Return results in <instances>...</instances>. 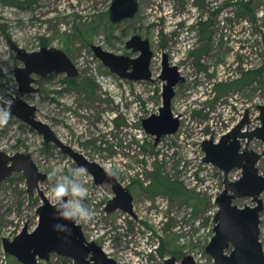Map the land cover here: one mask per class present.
<instances>
[{"label":"rangeland","instance_id":"1","mask_svg":"<svg viewBox=\"0 0 264 264\" xmlns=\"http://www.w3.org/2000/svg\"><path fill=\"white\" fill-rule=\"evenodd\" d=\"M139 11L129 19H110L112 0H0V100L22 97L37 107V119L47 123L65 143L115 172L133 195L137 216L119 209L106 210L114 197L111 184H96L85 169L80 179L88 188L85 204L95 213L81 222L86 238L97 242L118 264L182 263L187 255L197 264H215L206 247L214 235L216 197L224 189V172L205 163L202 142L227 128L225 118L250 109L253 124L258 106L264 105V0H140ZM192 22V24H191ZM134 35L148 39L154 52L153 80L121 78L99 59L92 46L119 55L137 57L127 48ZM10 41L27 51L43 47L64 50L79 70L35 74L39 92L23 93L15 76L23 63ZM164 54L185 77L175 87L172 111L180 116L177 132L157 143L143 119L159 114L163 105ZM248 69L259 71L239 89ZM71 79V80H69ZM227 85L217 91L218 84ZM238 87V88H237ZM235 120L232 117L230 122ZM251 125V126H252ZM250 147L264 150L255 139ZM0 150L31 154L40 171L49 175L40 188L53 202L54 185L76 162L0 103ZM264 175V158L258 163ZM161 170L183 189L174 198L149 189L151 174ZM242 170L230 178L238 180ZM264 201V192L261 195ZM39 192L28 191L26 176L14 172L0 182V264H23L6 253L3 239H14L25 227L34 230ZM240 206L251 198L236 200ZM264 248V210L261 213ZM42 264H74L52 254Z\"/></svg>","mask_w":264,"mask_h":264},{"label":"water","instance_id":"2","mask_svg":"<svg viewBox=\"0 0 264 264\" xmlns=\"http://www.w3.org/2000/svg\"><path fill=\"white\" fill-rule=\"evenodd\" d=\"M139 6V0H112L110 19L118 23L132 18L139 11ZM10 45L23 63L15 71L20 92H39L40 88L34 86L35 74L44 77L53 73H66L70 78L79 75L78 67L62 49L43 47L37 51H27L13 41H10ZM92 48L96 56L121 78L134 81L153 80L151 62L154 52L148 39L134 35L127 41V48L139 52L137 57L115 54L99 45ZM159 77L165 82L163 105L159 114L143 119L144 128L156 137L157 143L163 136L177 132L180 127V116L174 115L172 100L176 93L175 87L185 80L178 67L170 64L167 54H164ZM0 103L8 114L28 123L43 135L46 142L56 144L79 167L84 166L96 184H111L114 197L107 203L108 212L121 209L137 216L133 195L119 181L115 172L89 160L83 153L60 139L47 123L37 119L35 105L19 96L13 102L0 100ZM258 110L260 125L253 130H244L250 123L247 112L219 141L211 137L202 142L204 161L224 172V189L216 197L218 211L214 218V235L206 247L215 264H264V248L260 239L261 213L264 210V201L261 198L264 192V175L258 167L259 161L264 158V150L258 152L248 147L243 148L242 145V140H246L247 146L255 139L264 143V105H259ZM235 169L242 170V176L238 180L230 178ZM16 171L25 174L29 193L34 194L37 190L43 203L37 210L39 222L34 230L29 231L25 227L14 239H3L6 253L15 256L23 264H42V260H49L54 253L72 259L74 264H118L97 242L86 238L81 224L57 215L54 203L40 188V183L48 180L49 175L39 170L31 154L18 152L9 155L0 150V182ZM245 197L251 198L253 204L240 206L236 203V200ZM58 224L67 225L68 230L57 229ZM167 263L179 264L175 258L167 260ZM180 264H196V261L193 256L187 255Z\"/></svg>","mask_w":264,"mask_h":264},{"label":"clouds","instance_id":"3","mask_svg":"<svg viewBox=\"0 0 264 264\" xmlns=\"http://www.w3.org/2000/svg\"><path fill=\"white\" fill-rule=\"evenodd\" d=\"M84 166L72 170L70 175H64L52 188L55 196L53 201L60 218L73 223L88 222L95 213L85 204L88 188L80 179ZM68 197V199H65ZM57 229L68 230L67 225H56Z\"/></svg>","mask_w":264,"mask_h":264},{"label":"trees","instance_id":"4","mask_svg":"<svg viewBox=\"0 0 264 264\" xmlns=\"http://www.w3.org/2000/svg\"><path fill=\"white\" fill-rule=\"evenodd\" d=\"M259 71L253 69H248L242 79H240V87L245 82H252L256 77L259 75ZM71 80V79H69ZM238 88V87H237ZM227 85L225 84H218L217 85V91L221 92L222 90H226ZM151 185L149 186V189L155 193L162 192L170 195L171 197H175L176 195H180L183 192L182 187L177 182H171L167 177L163 176L161 173V170H156L151 174Z\"/></svg>","mask_w":264,"mask_h":264},{"label":"built area","instance_id":"5","mask_svg":"<svg viewBox=\"0 0 264 264\" xmlns=\"http://www.w3.org/2000/svg\"><path fill=\"white\" fill-rule=\"evenodd\" d=\"M243 116H244V114L243 115H240L239 113H234L233 112V114H231V112H229V114H228V116L225 118V122H226V124H228V123H230V125H228L227 126V128H225V129H222L220 132H218L217 133V136L216 137H212V138H214V140L215 141H219L220 140V138L224 135V134H226L227 132H229L236 124H238L240 121H241V119L243 118ZM232 117H235V120H233V121H231L230 122V120H231V118ZM257 120H258V118H257ZM252 123H253V121H252ZM252 125V124H251ZM249 126V125H247L245 128H244V130H246V129H249L250 128V130H252V129H254V128H256L258 125H255V124H253L252 126ZM247 143H246V140H242V145H243V148H245V147H247V145H246ZM251 144V143H250ZM249 144V145H250ZM248 145V146H249ZM254 149V148H253ZM256 151H258V152H261L259 149H255ZM205 162V161H204ZM206 163V162H205ZM196 261V260H195ZM196 264H197V262H196Z\"/></svg>","mask_w":264,"mask_h":264},{"label":"flooded vegetation","instance_id":"6","mask_svg":"<svg viewBox=\"0 0 264 264\" xmlns=\"http://www.w3.org/2000/svg\"><path fill=\"white\" fill-rule=\"evenodd\" d=\"M140 1V0H139ZM132 49V48H131ZM133 50V49H132ZM134 51V50H133ZM135 52V51H134ZM248 112V115H249V119H250V123L248 124L249 126L252 124V112H251V110L250 109H247V110H245L244 111V116H245V114ZM249 130H250V128H249ZM251 145V144H250ZM250 145L249 146H247L249 149H253L252 147H250ZM253 150H255V149H253Z\"/></svg>","mask_w":264,"mask_h":264}]
</instances>
